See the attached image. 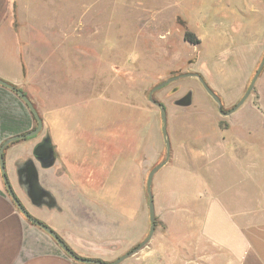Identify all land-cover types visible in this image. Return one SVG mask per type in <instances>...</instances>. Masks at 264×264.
I'll list each match as a JSON object with an SVG mask.
<instances>
[{
	"label": "crops",
	"instance_id": "obj_1",
	"mask_svg": "<svg viewBox=\"0 0 264 264\" xmlns=\"http://www.w3.org/2000/svg\"><path fill=\"white\" fill-rule=\"evenodd\" d=\"M211 5L204 31L194 32L199 40L194 46L200 64L208 67L201 75L209 87L226 95L227 103H234L264 56V0H211ZM35 20L38 18L27 17L25 22L14 0H0V80L22 91L36 105L42 120L38 134L3 149L0 264H86L75 261L50 234L29 221L9 196L6 184L27 213L50 228L76 256L110 263L146 236L149 217L143 204L144 178L162 151L160 147L152 151L151 133L137 128L149 111L129 107L134 111L129 121L135 127L127 138H119L114 137L113 125L120 121L114 112L104 123L108 124L106 133L100 130L104 125L98 109L105 102L100 93L89 95L86 101L85 93L64 106L54 101L65 94L63 85L71 79L66 81L53 73L56 66L49 60V51L63 50L66 41L49 39L37 22L34 25ZM59 67H66L65 61ZM237 74L238 90L230 93L228 86ZM79 82L86 87L88 80L81 74ZM254 87V99L249 96L244 101L249 100L250 111L227 115L231 133L223 145L225 160L209 165L212 173L225 167L227 180L233 175L235 184L225 187L224 177L221 184L211 178L205 186L197 174L199 153L193 154L200 150L191 146L188 151L196 157L190 171L191 192L172 195L173 200H187V204L166 208L162 182L155 179L160 169L171 166L166 162L152 181L155 216L164 228L157 230L156 226L151 239L119 264H264V206L259 202L249 207L247 202L261 199L259 152H264V127L259 120L264 121V64ZM43 102L51 106H42ZM106 104L114 108L113 103ZM86 106L92 107V112L86 113ZM34 127L25 103L0 85V147L10 137ZM44 137L49 138L54 156L47 168L33 155ZM155 140L159 144V135ZM172 158L176 155L171 153ZM28 162L33 163L38 182L52 204L43 201L36 205L29 198L23 169ZM247 183L255 185L252 197Z\"/></svg>",
	"mask_w": 264,
	"mask_h": 264
},
{
	"label": "rangeland",
	"instance_id": "obj_2",
	"mask_svg": "<svg viewBox=\"0 0 264 264\" xmlns=\"http://www.w3.org/2000/svg\"><path fill=\"white\" fill-rule=\"evenodd\" d=\"M14 3L25 22L27 17H37L34 25L37 22L39 30L44 31L49 39L57 43L63 39L66 41L63 50L56 48L49 51V60L56 66V72L53 73L57 77H65L66 81L71 79L63 85L65 94H60L54 101L64 106L85 93V101L92 94L100 93V98L105 101L98 109L103 121L101 126L104 125L100 130L106 133L108 124L104 123L114 112L120 120L113 125L114 137L118 135L119 138H127L135 127L129 121L134 113L129 107L136 106L149 111L139 121L137 128L151 133L152 151L159 147L162 151L153 167L164 161L166 147L161 132L159 107L149 101L148 95L163 81L183 74H198L206 82L201 74L204 75L208 67H204L202 62L200 64L196 47L186 42L183 34L186 31L194 33L197 29L204 31L208 12L212 8L211 0H14ZM202 51L203 48H200ZM64 61L66 67H59L63 66ZM49 69L52 70V67ZM237 71H241L240 67H237ZM81 74L88 80L86 87L83 82H79ZM232 80L228 86L230 93L238 90V74ZM186 95L190 96V104L178 105L177 100ZM217 95L223 111L230 110L241 98L234 103H227L226 95ZM249 96L255 97V87ZM152 99L160 102L165 109L170 144L167 162L171 166L163 167L155 176L162 182L165 207L187 204V200H173L172 195L191 192L193 175L190 171L192 161H196V157L193 158L188 151L191 146L200 150L193 154L199 153L201 168L197 174L205 186L211 178L221 184L224 177V186H233L236 177L229 174L231 181L227 180L224 171L228 170L225 167L214 169L213 173L209 169L213 161L222 163L225 160L223 145L229 142L231 131L227 116L218 112L217 104L205 92L199 80L194 76L180 77L155 90ZM106 101L113 103L114 108H108ZM248 101L235 111H250ZM32 104L37 110L36 105ZM42 106L51 104L43 102ZM90 108L86 106L85 112H92ZM259 124L264 127L263 120H259ZM155 135L160 137L159 144H156ZM171 153L176 158L170 159ZM249 172L255 173V169H249ZM148 173L149 170L144 178V188ZM247 186L248 195L254 196V183H247ZM144 193L143 204L148 211V197L146 191ZM259 196L260 200H248V206H255L259 202L264 206V152H259ZM156 226L157 230L164 228L159 216H155Z\"/></svg>",
	"mask_w": 264,
	"mask_h": 264
},
{
	"label": "water",
	"instance_id": "obj_3",
	"mask_svg": "<svg viewBox=\"0 0 264 264\" xmlns=\"http://www.w3.org/2000/svg\"><path fill=\"white\" fill-rule=\"evenodd\" d=\"M263 64H264V56L259 64V67L257 68L253 78L251 79L246 91L244 92L243 96L240 98V100L228 111H223L221 108V101L219 96L209 87V85L202 79V77L198 74H183L180 76H175L172 78H169L165 81H163L162 83H160L159 85L155 86L148 95V99L151 103L157 105L159 107V112H160V119H161V132L164 138V143H165V147H166V157L165 160L162 161L158 166L153 167L147 177H146V181H145V188H146V193H147V197H148V217H149V229H148V234L146 236V238L140 243L138 244L135 248H133L131 251H129L128 253L122 255L121 257L117 258L116 260L110 262V263H105L102 262L100 260H94V259H88V258H81L76 256L67 246L66 244L50 229L48 228L45 224L33 219L28 213L27 211L21 206V204L19 203V201L17 200V198L14 196L13 192L11 191L10 187L8 184H6L7 187V191L9 196L11 197V199L14 201V203L16 204V206L18 207V209L20 210V212L32 223H34L35 225H37L38 227H40L41 229H43L44 231H46L48 234H50L55 240L56 242L59 244V246L70 256L72 257L75 261L80 262V263H86V264H119L121 261H123L125 258H127L129 255H131L132 253L138 251L139 249H141L152 237L154 231H155V212H154V202H153V196H152V192H151V186H152V181H153V176L154 174L157 172V170L163 166L168 158H169V149H170V144H169V139L167 136V124H166V112L164 107L161 104H158L155 100L152 99V93L157 90L158 88H161L163 86H165L166 84L180 78V77H187V76H194L196 77L199 82L201 83L203 89L205 90V92L213 99V101L217 104V110L221 115L227 116L229 114H231L232 112H234L236 109H238L243 103L244 101L247 99V97L250 95L255 81L258 77V75L260 74L262 68H263ZM0 85L6 87L7 89L12 90L13 92H15L19 98L25 103V105L27 106V108L30 110V112L32 113L36 125L35 127L25 133V134H21V135H16L13 137H10L9 139H7L3 145L0 147V168L2 173H4V168H3V149L4 146L19 140V139H23V138H27V137H31L33 135L38 134L41 129H42V120L37 112V110L35 109V107L33 106L32 102L29 100V98L23 94L22 91H20L19 89L13 87L12 85L0 80ZM178 105L181 106H188L190 104V96L186 95L183 98H181L180 100L177 101ZM33 155L35 156V158L40 162L41 166L44 168H47L49 166H51L53 164L54 161V156H53V150L52 147L50 145V140L48 137H44L42 139V141L37 144L34 149H33ZM23 169L25 171V187L28 193L29 198L31 199L33 204L39 205L41 202L46 201L49 204H52L53 201L49 195V193L47 191H45L39 184L38 182V178H37V171L33 165V163L28 162L23 166ZM4 180H5V176H4Z\"/></svg>",
	"mask_w": 264,
	"mask_h": 264
},
{
	"label": "trees",
	"instance_id": "obj_4",
	"mask_svg": "<svg viewBox=\"0 0 264 264\" xmlns=\"http://www.w3.org/2000/svg\"><path fill=\"white\" fill-rule=\"evenodd\" d=\"M183 39L192 44V45H197L199 43V40L198 38L194 35V33L192 32H188L186 31L184 34H183ZM33 116V115H32ZM33 120L35 121L34 117H33ZM35 125H36V122H35Z\"/></svg>",
	"mask_w": 264,
	"mask_h": 264
},
{
	"label": "flooded vegetation",
	"instance_id": "obj_5",
	"mask_svg": "<svg viewBox=\"0 0 264 264\" xmlns=\"http://www.w3.org/2000/svg\"><path fill=\"white\" fill-rule=\"evenodd\" d=\"M158 104H160V102L156 101Z\"/></svg>",
	"mask_w": 264,
	"mask_h": 264
}]
</instances>
